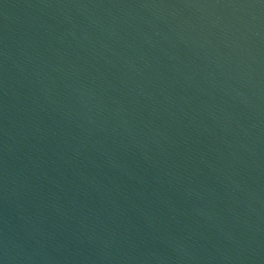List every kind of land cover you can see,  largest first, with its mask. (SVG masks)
Listing matches in <instances>:
<instances>
[{"label":"water","instance_id":"95a60500","mask_svg":"<svg viewBox=\"0 0 264 264\" xmlns=\"http://www.w3.org/2000/svg\"><path fill=\"white\" fill-rule=\"evenodd\" d=\"M0 264H264V0H0Z\"/></svg>","mask_w":264,"mask_h":264}]
</instances>
